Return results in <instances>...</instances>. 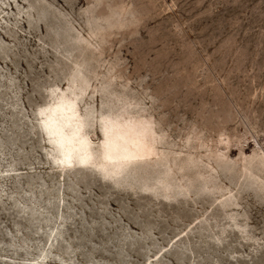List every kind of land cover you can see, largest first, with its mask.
<instances>
[{
  "label": "rangeland",
  "instance_id": "1",
  "mask_svg": "<svg viewBox=\"0 0 264 264\" xmlns=\"http://www.w3.org/2000/svg\"><path fill=\"white\" fill-rule=\"evenodd\" d=\"M44 252L264 264V0H0V264Z\"/></svg>",
  "mask_w": 264,
  "mask_h": 264
},
{
  "label": "bare ground",
  "instance_id": "2",
  "mask_svg": "<svg viewBox=\"0 0 264 264\" xmlns=\"http://www.w3.org/2000/svg\"><path fill=\"white\" fill-rule=\"evenodd\" d=\"M61 107L62 106H60V108ZM60 116H64V114H61ZM47 122H49V123L47 124ZM47 122L44 124L45 130H48L49 126H53V125H55V127L57 128L55 133L47 132V134L49 135L50 141H51L50 142L51 146L53 148H55L56 150L59 149V152L62 155V157L60 158L61 162H63L66 158L68 160L69 155H71V153H70L71 151H69L70 148L66 149L63 147H59L58 145H56V143L60 141V138H62L63 142L69 141L70 138L63 134V132H62L63 127L61 125H59L55 121H47ZM65 122L69 123V120H65ZM59 128H61V129H59ZM129 133H131V134H128V133L122 132V131H116L114 133H110L111 135H114V137L108 138L106 143H109L111 140H113V143H111V144L104 143V146H105L104 154L107 157H109V159L116 157V158H124L125 160H129V159H132L135 157L134 149H131L128 153H125V150H124L125 148L127 149L126 145H127V142H129V135H131L133 138L137 136V131H132ZM80 142L83 143L84 145H88L86 138H84V139L81 138ZM131 142H134V140H132ZM120 146H122L121 149H123V150H121V149L119 150ZM104 154H103V156H104ZM84 160L85 159L83 157H78V163L76 166V168L78 170L85 168ZM71 165H72V163L70 161L68 164H64V165H61L59 163V165H57L56 167L61 168V169H70ZM50 240H51V245H54L55 242L53 241V238H50ZM48 255H49L48 252H44L40 257L38 264H44Z\"/></svg>",
  "mask_w": 264,
  "mask_h": 264
}]
</instances>
